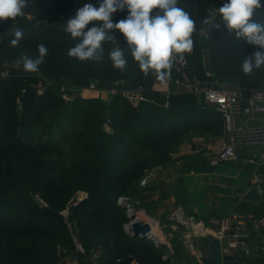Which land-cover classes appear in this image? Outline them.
<instances>
[{
	"label": "trees",
	"instance_id": "obj_1",
	"mask_svg": "<svg viewBox=\"0 0 264 264\" xmlns=\"http://www.w3.org/2000/svg\"><path fill=\"white\" fill-rule=\"evenodd\" d=\"M217 1L179 0L197 25L193 51L185 54L190 74L264 89V67L251 75L240 69L256 46L212 27L220 20L213 10ZM86 2L30 0L24 17L0 24V264H66L69 257L79 264H131L135 259L137 264H184L188 260L179 234L173 238V251L147 236L130 235L124 227L129 221L126 207L118 200L145 192L142 179L170 164L182 143L195 136L222 135V116L194 94L167 97L154 90L158 79L145 77L130 55L124 73L113 69L110 42L103 45V64L68 57L67 49L77 41L64 31V22ZM13 27L25 32L15 48L9 44ZM117 36L116 42L125 47L122 34ZM40 43L49 48L45 62L38 72L25 73L14 61L23 55L36 57ZM6 69L9 74L3 76ZM41 82L43 94L38 93ZM91 82L101 91H118L108 99L73 93ZM140 85L147 99L135 104L124 92ZM80 191L88 196L71 207V227L62 211ZM228 196L216 216L231 215L237 199ZM235 209L245 216H262L264 201L241 202ZM74 235L85 253L77 250Z\"/></svg>",
	"mask_w": 264,
	"mask_h": 264
},
{
	"label": "clouds",
	"instance_id": "obj_2",
	"mask_svg": "<svg viewBox=\"0 0 264 264\" xmlns=\"http://www.w3.org/2000/svg\"><path fill=\"white\" fill-rule=\"evenodd\" d=\"M29 4L30 0H0V24L24 17ZM213 10L220 20L212 27L256 46L240 64L241 71L251 75L254 69L264 67V17L257 18L264 10V3L261 0H226ZM118 11H126L127 15L114 21L113 14ZM203 22L208 23V19ZM36 27H39V21ZM64 31L77 41L66 54L78 62L103 64V45L110 42L113 47L108 59L113 69L124 73L130 55L145 77L155 76L165 81L171 76L176 57L183 60L185 54L193 51L192 37L197 25L191 14L179 6V0H97L95 4L89 0L67 18ZM117 33L122 34L125 47L116 42ZM11 35L9 44L15 48L24 39L25 32L20 27H13ZM37 51L36 57L23 55L14 63L22 65L25 73L38 72L49 48L40 43Z\"/></svg>",
	"mask_w": 264,
	"mask_h": 264
},
{
	"label": "crops",
	"instance_id": "obj_3",
	"mask_svg": "<svg viewBox=\"0 0 264 264\" xmlns=\"http://www.w3.org/2000/svg\"><path fill=\"white\" fill-rule=\"evenodd\" d=\"M205 64L209 68L207 53ZM173 74L168 78L169 89L175 93L177 88L174 81L176 73ZM208 75H211L210 72ZM160 82V80L155 81L153 89L169 97L161 91L163 86ZM143 90L144 87L140 85L139 88L131 91L133 94L143 95ZM73 93L84 97L101 96L105 99H108L110 95L109 91L93 90L87 87L78 88ZM139 102V100L136 101L137 104ZM237 124L251 127L264 125V114L253 117L245 114L239 115ZM223 138L224 133L219 136H195L192 140L182 143L172 153L170 164L159 166L151 171L144 199L138 203L141 209L139 221L149 223L151 231L164 242H157L153 237L149 238H152L157 244L167 245L173 251L172 241L175 234H179L183 240L182 228L177 229L171 219V212L175 206L181 205L189 214L198 219H206L221 211L223 202L227 200L228 195L229 200H232L231 196H235L237 201L233 205L230 216L236 215L238 222L242 221L241 225H244V228L247 227L245 224L248 225L249 236L246 245H239L232 254L224 255V264H264V249L262 247L264 230L259 231L253 228L248 217L253 213L245 216L235 212L236 205L241 202L260 204L264 201V186L262 185L264 182V144L239 146L236 159L213 166L210 163V157L218 150ZM250 183L258 185L261 189L262 201L242 200L239 193H245L249 189ZM124 227L127 231L125 225ZM130 235L135 234L130 233ZM214 237H216L214 232L208 230L205 235L193 236L192 249L183 244L188 260L184 264H204L209 244ZM221 243L227 245L228 240L225 238L221 240ZM137 263L138 261L135 259L131 264ZM66 264L79 263L77 258L69 257Z\"/></svg>",
	"mask_w": 264,
	"mask_h": 264
},
{
	"label": "built area",
	"instance_id": "obj_4",
	"mask_svg": "<svg viewBox=\"0 0 264 264\" xmlns=\"http://www.w3.org/2000/svg\"><path fill=\"white\" fill-rule=\"evenodd\" d=\"M127 15L126 11L113 14V18L116 21L124 19ZM176 73L174 79L176 83L175 93H191L194 94L198 101L204 103L208 108H213L218 111L223 119L224 123V138L216 152L210 157V163L213 166H217L225 161L234 160L237 157V148L243 145H261L264 144V125L261 126H242L237 124V116L245 114L248 116H257L264 114V89L250 88L244 89L240 86L224 84L219 80L214 79H197L190 74V64L186 56L181 60L178 56L174 60L173 68ZM3 76L9 74V70H3L1 72ZM163 86V92L170 95L173 91L169 89V79L160 82ZM45 85L41 82L38 87V93L43 94L45 92ZM93 90H100L94 82H91L87 87ZM118 89L113 88L109 93H117ZM126 95L130 97L132 101H141L145 99L143 95L133 94L132 91H125ZM63 97L72 98L67 93L63 94ZM137 104V103H136ZM168 105V103H166ZM87 194L83 191L77 193L75 198L70 204L62 211L69 226L72 227L70 221L71 207L77 205L81 200L86 198ZM39 202L43 205H47L42 199L37 197ZM119 203L126 207V212L129 217V221L125 224L126 229L130 233H134L132 226L133 223L140 220L138 211L134 207L132 199L128 196H121L118 200ZM249 221L254 229L264 230V215L254 216L250 214ZM236 215L232 216H216L212 215L206 219H198L192 214H189L183 207L179 206L171 212V219L174 226L183 230V244L192 249L193 248V236L205 235L208 230H212L214 235L220 240L225 238L228 240L227 245H222L223 255L232 254L239 245H246L247 238L249 236V228H244L241 222H238ZM186 229L193 231L192 236H189ZM151 230L142 236L153 237L157 242H164L162 239L156 237L155 234L150 233ZM77 250L81 253H85L86 249L77 235H74ZM264 249V244H263Z\"/></svg>",
	"mask_w": 264,
	"mask_h": 264
},
{
	"label": "water",
	"instance_id": "obj_5",
	"mask_svg": "<svg viewBox=\"0 0 264 264\" xmlns=\"http://www.w3.org/2000/svg\"><path fill=\"white\" fill-rule=\"evenodd\" d=\"M222 5V1L219 0L215 4V8ZM238 165L241 163H237ZM249 189L245 193L240 194L242 200H249L253 202L262 201V192L258 185L249 184ZM132 229L135 235L145 234L151 230V225L147 222L136 221L133 223ZM189 264V263H187ZM204 264H224V255L222 250V243L218 237H214L209 244L208 252L204 258Z\"/></svg>",
	"mask_w": 264,
	"mask_h": 264
},
{
	"label": "rangeland",
	"instance_id": "obj_6",
	"mask_svg": "<svg viewBox=\"0 0 264 264\" xmlns=\"http://www.w3.org/2000/svg\"><path fill=\"white\" fill-rule=\"evenodd\" d=\"M222 1V3H223V0H221ZM153 171V170H152ZM151 173V172H150ZM149 179H150V175L148 174L146 177H144L143 179H142V181H141V185H143V186H145V187H147V184L150 182L149 181ZM81 192V191H80ZM83 192V191H82ZM85 192V191H84ZM79 193V192H78ZM86 194H87V196H88V193L87 192H85ZM144 195H145V192L143 191L142 193H141V195L139 196L138 195V198H136V199H132V202L134 203L133 205H134V207L136 208V210L138 211V215H139V217H140V214H139V212L141 211V209L139 208V206H138V203H140V201H142L143 199H144ZM86 196V197H87ZM179 206H181V205H177V206H175V209L176 208H178ZM182 207V206H181ZM174 210V209H173ZM186 232L188 233V235L189 236H192V234H193V231L192 230H190V229H186Z\"/></svg>",
	"mask_w": 264,
	"mask_h": 264
},
{
	"label": "bare ground",
	"instance_id": "obj_7",
	"mask_svg": "<svg viewBox=\"0 0 264 264\" xmlns=\"http://www.w3.org/2000/svg\"><path fill=\"white\" fill-rule=\"evenodd\" d=\"M155 230V229H154ZM150 233H152V234H154L153 232H150ZM164 241V240H163Z\"/></svg>",
	"mask_w": 264,
	"mask_h": 264
}]
</instances>
